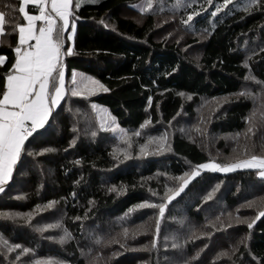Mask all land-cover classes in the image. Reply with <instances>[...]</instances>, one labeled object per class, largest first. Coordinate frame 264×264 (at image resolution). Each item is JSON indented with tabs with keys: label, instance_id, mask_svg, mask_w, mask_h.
Listing matches in <instances>:
<instances>
[{
	"label": "trees",
	"instance_id": "16d2710c",
	"mask_svg": "<svg viewBox=\"0 0 264 264\" xmlns=\"http://www.w3.org/2000/svg\"><path fill=\"white\" fill-rule=\"evenodd\" d=\"M142 2L100 0L75 9V52L65 58L66 81L76 69L93 75L109 91L86 99L66 95L58 115L26 140L13 178L0 192V212L34 215L30 220L0 216V234L34 255L16 261L19 249L5 255L0 246V264H27L41 257L64 264H258L264 258V216L256 219L264 209V180L255 169L202 172L167 204L158 236V209L135 208L144 201L161 203L165 185L175 188L173 177L197 164L244 159V145L248 155H264V84L257 83L264 81V5L245 12L244 0H232L212 16L223 0H185L186 7L175 10V0H154L155 10L146 13L134 7ZM18 4L0 0V11L11 15ZM161 4L163 10L157 7ZM28 10L35 12L31 5ZM192 11L197 15L185 25L182 20ZM15 18L23 22L18 11ZM101 18L109 27L99 23ZM0 40V54L7 57L0 66L2 77L14 60L17 42L7 22ZM246 59L256 80L245 79ZM245 92L250 94H241ZM93 103L104 105L129 131L150 118L143 134L132 138L127 158L113 155L127 145L99 127ZM250 116L254 128L246 139ZM165 133L170 151L138 154L148 137ZM237 133L241 135L234 138ZM43 148L55 151L29 155ZM217 184L212 199L204 200ZM113 185L123 191H109ZM49 201L56 202L52 208L35 211ZM248 201L254 202L252 207ZM50 223L61 227L36 230ZM64 228L72 239L60 243ZM193 233L196 238L189 239ZM173 242L180 247L172 248ZM197 252L199 257L191 259Z\"/></svg>",
	"mask_w": 264,
	"mask_h": 264
},
{
	"label": "snow or ice",
	"instance_id": "6c2138e0",
	"mask_svg": "<svg viewBox=\"0 0 264 264\" xmlns=\"http://www.w3.org/2000/svg\"><path fill=\"white\" fill-rule=\"evenodd\" d=\"M83 2L85 0H19L18 9L13 7L11 15L0 11V35L5 34L6 22L11 28V33L17 35V42L12 49L15 53L14 60L7 72L0 77L3 80L2 85H0V192L4 191L5 186L13 178L14 168L26 148L25 141L34 133L39 134L38 130L44 129L45 125L50 122V118H55L54 114L58 115L56 113L57 106L61 104V101L66 95L86 99L98 90L109 91L99 79L76 69L72 70L71 79L66 81L65 58L74 55L75 52L74 42L72 45H68L66 41H74V35L77 30L75 9H79ZM87 2L96 3L98 0H87ZM207 2L212 3V0H207ZM230 3H232V0H223L222 4L216 5L212 16H215L222 8L228 6ZM28 5L33 7L35 14L27 10ZM262 5H264V0H244L242 7L245 12H249L254 7H261ZM134 7H138L141 13L155 10L154 0H143L140 5H135ZM157 7L163 10L162 4ZM185 7V0H175V3L171 5L173 10ZM17 11L21 15L23 22L16 20L15 13ZM195 15H197L196 11L188 12L187 19L182 20V23L189 25V22L193 20V16ZM99 23L103 24L106 28L109 27L103 18H101ZM2 42L0 40V43ZM6 59L7 57L5 55L0 54V66L5 64ZM244 64L249 70V75L245 79L256 80V77L251 74L252 70L248 59L244 61ZM173 70L175 71V69ZM257 83L264 84V81H257ZM241 94L249 95L250 93L245 92ZM179 95L183 96L185 94L179 93ZM260 98L262 100L261 106L264 108V90H262ZM148 102L151 104V96L148 97ZM91 108L97 112L99 127L104 130L110 128L113 132H118L119 139L127 145L126 148H117L115 150L113 153L115 158L119 159L120 153H123L125 158H127L130 154L128 149L131 148L133 143L132 138L140 137L143 134L141 130L150 124V118L141 123L138 129L129 131L120 127L116 122V117L111 116V113L107 109L98 111L97 105L94 103L91 105ZM101 111L103 115L100 114ZM251 120L252 117L250 116L249 127L243 133L246 139L249 138L248 134L253 132L254 124L251 123ZM92 135L95 136L96 132L93 131ZM240 135L241 133H237L234 138H238ZM72 143L74 144L75 140ZM154 144L156 147L153 148L152 145ZM166 145L167 133L159 137H148L145 143L139 145L138 154L148 156L150 153L159 154L161 151H170V146ZM50 151H55V149L43 148L39 153H29V155H40L41 153ZM243 151L246 156L244 159H236L233 162L223 164L217 163L215 160H209L208 162L191 167L190 171L185 172L183 175L173 177L175 181H178V185L175 188H169L165 185V193L161 203L151 204L148 201H144L135 205V208L139 209L147 206L158 209V216L155 220V231L158 236L161 218L165 215L167 204L176 196H179L190 181L199 176L202 171L207 169L226 173L237 169H255L257 170L256 176L264 180V155H248L247 145L243 146ZM76 163L79 164L80 161L77 160ZM219 187L220 185L217 184L204 197V200L212 199ZM109 191H115L119 194L120 191H123V188L117 190L116 186L113 185ZM153 195H157V193L153 192ZM55 203V201H49L43 206L36 205L35 211L39 212L45 208L50 209ZM89 203H92V201H89ZM253 204V201L247 202L248 207H252ZM128 211L132 212L133 209L130 208ZM33 215V212H0V216L12 219L25 217L26 220H30ZM261 216H264V209L257 212L256 219ZM75 219L79 220L81 218L76 217ZM254 222L255 220L247 224L249 229L252 228ZM209 224L212 228H215L213 222L209 221ZM224 226L221 224V227ZM58 227H61L59 223H50L37 227L36 230L44 232L46 229ZM123 232L126 237L128 229H124ZM199 235L211 236V233L201 232ZM195 238V233L189 237V239ZM48 239L57 238L50 236ZM69 239H72V235L67 228H64L63 235L59 236L58 240L60 243H64ZM243 242L242 240L241 243ZM0 246L5 250V255L19 249L20 251L16 256V261H20L21 257L25 256V254L32 253L34 255L33 250L28 247H23L19 243L10 244L2 234H0ZM123 246L121 244V247ZM152 246L156 247L155 237L152 241ZM167 246L165 244V247ZM171 247L178 248L180 245L173 242ZM219 255L229 256L230 254L228 252H221ZM198 257L199 252L191 259H197ZM27 264H64V262L53 257H41L29 260ZM183 264H189V261H184ZM258 264H264V258H261Z\"/></svg>",
	"mask_w": 264,
	"mask_h": 264
},
{
	"label": "rangeland",
	"instance_id": "374dc122",
	"mask_svg": "<svg viewBox=\"0 0 264 264\" xmlns=\"http://www.w3.org/2000/svg\"><path fill=\"white\" fill-rule=\"evenodd\" d=\"M98 1H100V0H98ZM88 3H90V2H87V0H85V2H83L81 5H83V4H88ZM27 10H28V6H27ZM32 14H35V13H33V12H31ZM76 24H77V21H76ZM69 31H70V29H69ZM73 42L74 41H68V44L69 45H72L73 44ZM65 71H66V69H65ZM66 75H67V71H66ZM100 92H103L102 90H98V91H96V92H94V93H100ZM93 93V94H94ZM96 105H97V109H98V111L99 110H101V109H107L104 105H102V104H99V103H95ZM107 111L109 112V113H111L108 109H107ZM100 114L101 115H103V112L101 111L100 112ZM111 116H114L112 113H111ZM115 117V116H114ZM110 119V118H109ZM116 122L118 123V121H117V119H116ZM119 124V123H118ZM120 125V124H119ZM120 127H122L121 125H120ZM123 128V127H122ZM108 130H110L112 133H114V134H116V135H118L119 136V133L118 132H113L110 128H108ZM25 143H26V141H25ZM208 162V161H207ZM205 163V162H204ZM204 171H211V170H204ZM204 171H202V172H204ZM201 172V173H202ZM222 173H225V172H222Z\"/></svg>",
	"mask_w": 264,
	"mask_h": 264
},
{
	"label": "crops",
	"instance_id": "0c3cea01",
	"mask_svg": "<svg viewBox=\"0 0 264 264\" xmlns=\"http://www.w3.org/2000/svg\"><path fill=\"white\" fill-rule=\"evenodd\" d=\"M33 13H35V12H33Z\"/></svg>",
	"mask_w": 264,
	"mask_h": 264
}]
</instances>
